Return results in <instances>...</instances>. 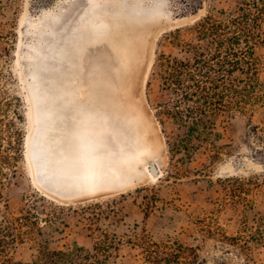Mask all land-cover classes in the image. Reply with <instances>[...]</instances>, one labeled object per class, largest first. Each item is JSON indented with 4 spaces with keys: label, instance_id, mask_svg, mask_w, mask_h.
Segmentation results:
<instances>
[{
    "label": "rangeland",
    "instance_id": "374dc122",
    "mask_svg": "<svg viewBox=\"0 0 264 264\" xmlns=\"http://www.w3.org/2000/svg\"><path fill=\"white\" fill-rule=\"evenodd\" d=\"M240 1L0 0V264H28L41 247L74 244L89 252L90 264H264V242L254 237L264 231V39L255 46L258 85H243L253 90L243 99L247 110L216 119L218 156L203 143L189 154L169 151L167 141L183 127L165 119L163 132L147 98L158 92L154 82L147 87L156 54H182L171 34L180 29L189 39L188 28L201 18ZM124 40L133 52L127 70L133 170L116 184L58 191L43 183L41 166L50 161L55 172L47 174L61 184L56 169L67 161L34 150L40 119L52 112L34 96L33 70L47 65L55 44L66 60L56 91L72 106L93 105L103 122L112 102H127L122 86L93 97L103 75L89 74L90 55ZM125 83L114 71L112 85ZM152 164L161 171L154 178L145 169ZM170 252L176 257L166 260Z\"/></svg>",
    "mask_w": 264,
    "mask_h": 264
},
{
    "label": "trees",
    "instance_id": "16d2710c",
    "mask_svg": "<svg viewBox=\"0 0 264 264\" xmlns=\"http://www.w3.org/2000/svg\"><path fill=\"white\" fill-rule=\"evenodd\" d=\"M263 21L264 0H241L233 10L219 9L201 18L188 28L189 39L176 29L171 43L181 55L156 54L147 87L154 82L158 92L154 101L147 96L148 102L163 132L165 119L183 127L172 141H167L169 151L189 154L203 143L211 157L218 156L216 119L233 108L246 111L243 99L253 90L243 85H258L255 46L264 39ZM236 72L244 73L247 80L235 76ZM193 139L199 143H193ZM254 237L264 242V231L259 228ZM176 254L165 253V259ZM88 256L89 252L77 244L67 249L41 247L37 258L28 264H90Z\"/></svg>",
    "mask_w": 264,
    "mask_h": 264
},
{
    "label": "bare ground",
    "instance_id": "6f19581e",
    "mask_svg": "<svg viewBox=\"0 0 264 264\" xmlns=\"http://www.w3.org/2000/svg\"><path fill=\"white\" fill-rule=\"evenodd\" d=\"M140 44L142 47L143 42ZM130 46L131 43L126 40L114 42L107 51L90 55L89 74L98 75L99 78L100 73L103 75L98 85L93 87V97L99 99L102 94L113 93L116 88L122 86L127 102L126 107L118 101L112 102L111 116L107 115L103 122L96 119L93 105L72 106L56 91L57 84L64 85L63 70L66 60L55 44L51 47L52 55L48 62L46 61L48 66L42 62L35 66L33 70L35 84L32 91L37 99H43L52 113L43 115L40 119L42 127H38L34 133L33 138L38 142L34 150L54 152L67 161L62 168L56 169V173L65 180L61 184L55 183L47 174L50 170L54 171L50 161L43 163L41 169L44 174L42 173L41 178L46 185H53L61 192L73 193L77 189H86L91 185L116 184L125 173L132 172L131 162L137 159V156L131 149L137 144L129 118L131 104L127 70L133 57V52L128 49ZM70 59L71 67L77 68L75 57L72 56ZM100 69L103 72L97 71ZM114 71L122 72L125 85H112ZM59 103L61 106L56 107ZM76 110L82 115V120L75 113ZM28 116L31 119V111ZM145 169L150 178L161 173L157 168L152 171L151 165H147Z\"/></svg>",
    "mask_w": 264,
    "mask_h": 264
},
{
    "label": "water",
    "instance_id": "95a60500",
    "mask_svg": "<svg viewBox=\"0 0 264 264\" xmlns=\"http://www.w3.org/2000/svg\"><path fill=\"white\" fill-rule=\"evenodd\" d=\"M151 169H152V171H155V166L151 165Z\"/></svg>",
    "mask_w": 264,
    "mask_h": 264
}]
</instances>
